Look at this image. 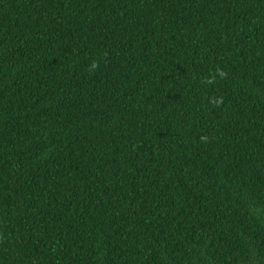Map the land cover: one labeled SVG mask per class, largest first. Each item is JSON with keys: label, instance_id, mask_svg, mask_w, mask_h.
<instances>
[{"label": "trees", "instance_id": "1", "mask_svg": "<svg viewBox=\"0 0 264 264\" xmlns=\"http://www.w3.org/2000/svg\"><path fill=\"white\" fill-rule=\"evenodd\" d=\"M0 264H264V0H0Z\"/></svg>", "mask_w": 264, "mask_h": 264}, {"label": "clouds", "instance_id": "2", "mask_svg": "<svg viewBox=\"0 0 264 264\" xmlns=\"http://www.w3.org/2000/svg\"><path fill=\"white\" fill-rule=\"evenodd\" d=\"M92 67H98V65L95 63V62H93V65H92ZM221 76H224L225 75V73L223 72V71H220V73H219Z\"/></svg>", "mask_w": 264, "mask_h": 264}]
</instances>
